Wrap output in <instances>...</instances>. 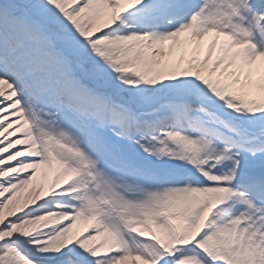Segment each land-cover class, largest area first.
Wrapping results in <instances>:
<instances>
[{
    "label": "snow or ice",
    "instance_id": "6c2138e0",
    "mask_svg": "<svg viewBox=\"0 0 264 264\" xmlns=\"http://www.w3.org/2000/svg\"><path fill=\"white\" fill-rule=\"evenodd\" d=\"M0 264H264V0H0Z\"/></svg>",
    "mask_w": 264,
    "mask_h": 264
}]
</instances>
